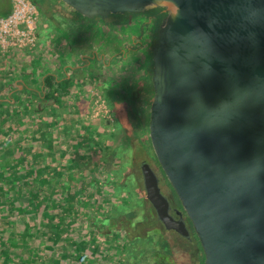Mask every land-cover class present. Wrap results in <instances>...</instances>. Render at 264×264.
<instances>
[{"label":"water","instance_id":"95a60500","mask_svg":"<svg viewBox=\"0 0 264 264\" xmlns=\"http://www.w3.org/2000/svg\"><path fill=\"white\" fill-rule=\"evenodd\" d=\"M81 16L162 8L151 46L148 136L203 253V264H264V0H60ZM146 200L169 213L148 161Z\"/></svg>","mask_w":264,"mask_h":264},{"label":"rangeland","instance_id":"374dc122","mask_svg":"<svg viewBox=\"0 0 264 264\" xmlns=\"http://www.w3.org/2000/svg\"><path fill=\"white\" fill-rule=\"evenodd\" d=\"M33 1L40 13V17L42 18L41 21H49V8L44 3V0ZM9 4L8 0H0V11ZM61 4L69 8L66 4L62 2ZM52 18L54 20H52L53 22L50 24V31L56 35L64 34L63 36L64 38L66 37V44L72 50L73 55H71L72 57L69 60V69L65 72L59 69L61 75H58L55 70L52 71V69L49 68V61L46 59L45 49L46 44H49L51 40L45 35L43 29L39 27L37 29L38 38H36L35 44L38 53L32 66L35 71L39 70L45 72L40 74L39 79H35L36 72H34V75L33 73L29 74V78L27 79L30 80V82L27 85L29 88L35 90V92L28 90L27 94L22 95L19 100L20 110L14 114H8L5 116L4 120L0 119V139L7 143L11 142L9 146L7 143H5V145L16 152H20L24 160L36 157V163L44 164L45 172L51 170L49 168L50 163L58 164L63 162V155H65V160L69 165L70 182H75L79 180L82 175H89L90 172H93V178L97 181L96 184H99L100 181L104 182L102 178L109 175L116 183H127L130 189L128 192L132 193L133 187L137 186V184L134 183L135 180L132 179V176L130 177L131 179L129 178V175L134 174L136 181L141 180L142 182L139 167L140 161L148 160V162L156 166L158 165L154 158L151 145L148 142L149 136L146 132L148 127L146 128L145 125H143V131L140 127L141 118L138 112L139 106L136 102H133V100H129L130 98H128V95H124V91L128 90V86L124 84L127 79H124L123 83H118V81L115 80L113 72L108 71V76H106L100 68L96 67V65L101 66L104 64V59H102L101 61H96L95 65L94 59L92 58V53L96 51L95 49L97 46L82 50L85 52L82 53V55L91 52L88 54V57L92 60H89L88 57H81V48L85 47L81 43V40L72 36L70 32V29L73 30V28H76L72 23L73 20H76L74 17H72L71 20L64 18L62 20L61 17L54 14ZM60 20L63 21V25H69V32L66 31V29L62 30L63 25L59 26V24H57ZM103 20L104 19L97 22H102ZM133 20H135V18ZM94 24L97 23L90 22L86 27L90 30ZM125 26L127 29H130L129 24H125L124 27ZM134 26L137 27L139 32L141 29L139 22L134 24ZM124 29L125 28H123V30ZM88 31L86 32L87 34ZM87 36L88 35H86V37ZM96 52L99 51L97 50ZM142 58L145 57L143 56ZM129 59L131 58L129 57L128 60ZM128 66L133 67V72H135L140 65L136 62L134 65L130 63ZM62 69L64 70L63 66ZM1 70L0 68V76L2 75ZM95 71L97 73H95ZM121 71L123 72V68ZM48 74L56 76L58 80L64 78V76H66V78L68 77L69 90L73 95L71 96L69 93L70 97L69 101L65 103L66 105L63 104L61 107L58 105L54 106L52 105L53 103H51L44 108L45 113L38 114L35 113V105L38 106L42 104V106H44L46 102H41L40 100H42V98L38 101L37 99L39 98L36 96V92L42 86V79ZM98 75L107 78L100 83L97 81ZM137 89L141 90L140 86H138ZM6 96L8 97L9 93ZM142 96H144L142 92L140 94L134 93L133 95L134 100H138V98ZM28 98L32 99L35 105L28 104ZM111 103H114L113 108L115 110L111 109ZM128 107L130 108L128 109ZM126 109L129 115L126 113ZM146 109L147 106L145 105V112L141 111L145 113V115L147 112ZM58 111L59 114L57 116L56 112ZM116 113L120 114L121 122H119ZM39 118H41L42 121H38ZM143 120H145V118ZM15 128H20L19 137L14 135L13 129ZM4 131L10 132L9 135L5 134ZM30 139L31 142L33 139H36V142L28 143ZM26 143L27 145H25ZM48 145L52 146L49 152L47 149ZM61 153L62 155H60ZM2 157L3 156L0 155V162L2 161ZM105 163L108 164V168L105 167ZM118 169L120 170L118 171ZM107 186L108 184L101 188L102 191H98L99 194L103 193L99 195V197L106 194L105 192H110L109 189H103L107 188ZM140 189L143 193H140L141 195H137V197L135 194L133 197L135 198L136 204L140 201L144 202V213H141L139 209L135 212L137 207L133 208L135 218H132V222H136V224L132 228L129 227V229L126 227V229L129 230V235L125 237L123 230L111 228L110 223L98 225L99 228L97 232L90 233L85 240V248L87 247L88 249V246L92 248L98 245L102 253L95 252L91 254L87 251L85 254L88 258H83V262H80L78 261V257H80L79 251L75 252L77 250H73L71 246H69V255H71L73 250V254L69 259V264H119V262L123 260H129L128 263L131 264H139L138 261L140 260L142 264H152L151 261H148L150 260L149 257L143 259L142 256H138L137 247H139V243L128 244L127 248L125 247L126 240L134 241L141 239L146 243V240L158 239L152 231L154 227H158L159 225L156 223L155 216L151 211L150 203L145 198L144 190L142 188ZM123 195L124 194H119L116 196L115 194L113 196L114 198L110 201H117V203L120 204V199ZM137 199H140V201ZM73 202L74 201H72V203ZM103 202L104 201L98 202V206L88 205V211L85 213V216L89 212H91L93 216H100V218L101 215L104 216L106 214L107 216L106 212L108 211L101 209V206H104L107 201ZM110 206L112 210L117 208L116 205ZM150 214L153 217H151ZM118 218L120 217H117V219ZM86 230L88 229L84 227L81 229V232H85ZM76 238L77 237H73L77 242ZM73 239L69 240V245L74 241ZM35 243L37 244L38 241L36 240ZM182 245L183 241H179L177 244L173 245V249H176V264H195L192 259V253L187 254V250L182 251ZM106 251H109V253L107 254ZM91 252H93V250ZM39 256H42V254H39Z\"/></svg>","mask_w":264,"mask_h":264},{"label":"trees","instance_id":"16d2710c","mask_svg":"<svg viewBox=\"0 0 264 264\" xmlns=\"http://www.w3.org/2000/svg\"><path fill=\"white\" fill-rule=\"evenodd\" d=\"M73 12L80 15L75 11ZM149 12L154 22L152 25L153 30L149 31L147 37L149 41L148 49L143 45V50L141 49L140 55L135 61L140 66L128 76L126 81L128 90L124 91V95H128L129 100H133L139 106L138 112L141 118L140 127L142 131L144 130L143 125L146 128L148 127L149 105L153 94L150 78L152 62L149 45L155 40L158 25L164 15L160 13V8ZM111 17L115 18L114 15ZM98 19L102 20L100 17ZM115 19H119L123 23H129L132 20L131 17L121 16ZM106 20L108 18L103 21ZM136 50L139 51L140 48ZM143 56L145 58H142ZM138 86H140L141 90L137 89ZM28 90L35 92L27 84H24L22 90L15 93V98L13 96L6 98L2 95V87H0V119L4 120L8 114L11 115L20 110V96L27 94ZM69 91L68 77L64 76V78L58 80L56 76L48 74L42 79V86L36 92V96L39 99L42 98L40 101L46 102L44 106L42 104L35 105V102L29 98L27 102L30 105H35V113L42 114L45 113L44 108L51 103L54 106L62 107L69 100ZM140 91L144 96L134 100V93L140 94ZM114 103H111L112 110H115L113 108ZM145 105L147 106L146 115L142 113L143 111L145 112ZM126 113L128 114L127 109ZM117 118L121 122L120 114H117ZM144 118L145 120H143ZM38 121H42L41 118ZM13 130L14 135L19 137L20 128ZM146 132L148 133V128ZM9 133L5 132L7 135ZM35 142L36 139H33L32 142L30 139L28 143ZM148 142L150 143L149 138ZM5 143L7 142L0 139V155L3 156L0 162V264H69V259L74 249L77 250L75 252L79 251L80 253L78 261L83 262V258H88L85 254L87 251L91 254L95 252L102 253L98 245L92 248L88 246V249L87 247L85 248V240L90 233L97 232L98 225L110 223L111 228L123 230L126 237L129 235V227L132 228L136 224V222H132V218H135L133 208L137 207L135 212L139 209L141 213H144V202L137 199L140 202L136 204L133 197L135 194L137 197V195L143 193L140 189H143L142 182L141 180L136 181L134 174L129 175V178L132 176V179L135 180L134 183L137 184V186L133 187L132 193L136 192L134 194L128 192L130 189L127 183H116L109 175L102 178L104 182L100 181L99 184H96L97 181L93 178V172H90L89 175H82L79 180L73 181V183L69 181L71 176H69V165L65 160V155H63V162L58 164L50 163L49 168L51 170L45 172L44 164L36 163V157L24 160L20 152H16L10 147L9 149ZM10 143H7L8 146ZM47 149L49 152L52 146L48 145ZM105 167L108 168L107 163H105ZM107 184V188L103 189H109L110 192H105L106 194L99 197L103 193L99 194L98 191H102L101 188ZM118 193L124 194L120 199V204L117 201H110L115 194L118 196ZM72 201L74 202L72 203ZM102 201H107L104 206H101L102 210L108 211L106 212L107 216L106 214L104 216L101 215L100 218V216H93L91 212L85 216L88 211V205L98 206V202ZM110 205H116L117 208L112 210ZM117 217L122 218L117 219ZM151 217L153 216L151 215ZM84 227L88 230L81 232ZM152 233L158 236L154 231ZM73 237H77V242ZM70 239L74 241L69 245ZM36 240L38 241L37 244L35 243ZM161 242L163 243L162 245ZM125 243L126 248L128 244L139 243V247H137L138 256H142L143 259L149 257L150 260L148 261H151L152 264H176L170 253L164 255V252L162 254L158 252L159 247L164 246L163 240H146V243L141 239L126 240ZM69 246L73 249L71 255H69ZM92 250L93 252H91ZM109 251H106V253L108 254ZM39 254H42V256H39ZM167 261L169 263H166ZM128 262L129 260H123L119 264H131ZM138 262L142 264L141 260ZM201 264H203V256Z\"/></svg>","mask_w":264,"mask_h":264},{"label":"crops","instance_id":"0c3cea01","mask_svg":"<svg viewBox=\"0 0 264 264\" xmlns=\"http://www.w3.org/2000/svg\"><path fill=\"white\" fill-rule=\"evenodd\" d=\"M8 1L10 3V0ZM31 1L34 3L33 0ZM44 3L49 8V21H41L42 18L40 17V13L36 7L38 15L35 33L36 38H38L37 29L40 27L43 29L45 35L51 40L49 44H46L45 55L47 61H49V68H51L52 71L55 70L58 75H61L59 69L62 70V72L67 71V69H69V60L72 57L71 55H73L71 48H69V46L66 44V37L64 38V34L56 35L50 31V24L53 22L52 20H54L52 17L54 14H56L61 17L62 20L63 18L71 20L72 17L76 19L72 21L73 25H75L74 27L76 28H73V30L70 29V32L72 33V36L81 40V43L85 47L81 48L80 55L82 58L88 57V54L91 53L89 52L82 55V53H85L82 50L97 46L95 50H98L99 52L94 51L92 53V58L94 59L95 65L96 61H101L102 59H104V64L101 66L96 65V67L100 68V70L103 71L106 76H108V71L113 72L115 80H117L118 83H123L124 79L128 80V76L134 71L133 67H129L128 65H130V63L133 65V63L136 61V58L139 56L138 54H140L138 50H136L138 41L142 40L139 37L141 30L138 32L137 27L134 26V24L137 22H132L131 20L129 23H123L121 20L114 18L108 19V22H97L99 19L86 21L82 17L76 16L74 12H70L69 8L63 6L60 0H44ZM10 9L11 4L2 8L0 11V17L8 14ZM62 20L57 23L59 26L64 24ZM90 22H96L97 24L92 25V29L89 30L86 26ZM125 24H129L130 29H127L126 26L124 27ZM62 28V30L66 29V31L69 32L68 24L63 25ZM123 28L125 29L123 30ZM87 31L88 34L86 33ZM86 35L88 36L86 37ZM36 47L37 46L35 45L33 48L12 50L5 55L0 54V68L2 69V75L0 76V87H2V95H4L6 98H10L11 96L15 98V93L21 91L23 85L30 82V80L27 79L29 78V74L33 73L34 75V72H36L35 79H39L40 74L45 72H41L39 70L35 71L32 66L38 53ZM129 57L131 59L128 60ZM88 59L92 60L89 57ZM62 66L64 70L62 69ZM122 68L123 72L121 71ZM95 73L97 72L95 71ZM98 78L97 81L102 83L107 77L98 75ZM8 93L9 96L7 97L6 94ZM69 93L71 96L73 95L71 94V91ZM20 97H22V95ZM37 100L39 101L40 99ZM58 114L59 111L56 112L57 116Z\"/></svg>","mask_w":264,"mask_h":264},{"label":"flooded vegetation","instance_id":"af4514ba","mask_svg":"<svg viewBox=\"0 0 264 264\" xmlns=\"http://www.w3.org/2000/svg\"><path fill=\"white\" fill-rule=\"evenodd\" d=\"M157 9V8H155ZM154 9L148 10L146 12L143 13H123V14H110L108 15V17H106V19H113L111 16L114 15L115 18H118L119 16L121 17H131L132 22H140L139 24L141 25V34H139L140 39L138 41V48H140V50L138 51L140 53L143 45L148 49V33L149 31L153 30L152 25L154 22V19L151 18V14L149 11H152ZM69 11L73 13V10L69 8ZM160 13L165 15V12L163 11L162 8H160ZM75 14V13H74ZM76 16H80L75 14ZM139 15V16H138ZM163 15V16H164ZM81 17V16H80ZM146 17V18H145ZM114 18V19H115ZM135 18V20H133ZM142 18V19H141ZM85 19V18H83ZM96 20L98 19V17L95 18ZM93 18V20H95ZM141 19V20H140ZM162 19V18H161ZM86 21H92L89 19H85ZM119 20V19H117ZM157 34V33H156ZM136 38V37H135ZM156 40V38H155ZM155 40L153 42H151V44L149 45L150 49L152 44L155 42ZM147 44V45H146ZM144 47V48H145ZM143 50V49H142ZM142 161V160H141ZM140 161V163H141ZM148 161V160H147ZM150 163V162H149ZM152 168L155 170V172L157 173L158 177H159V187L161 190V193L167 197L168 201H169V213L173 216L174 219H179L182 218L185 221V225L189 231V236H182L179 233H177L174 230H167L164 228L163 224L157 219L156 213L154 208L151 206V211L153 212L154 216H155V220L156 223L159 225L158 227H154L153 231L155 232V234L157 233V240H163L164 241V246L163 247H159L158 252H164V255L166 254H171L173 256V259L176 261V249H173V245L177 244L179 241H183V250H187L188 253L190 254L192 253V259L193 262H195V264H201V259L203 256L202 250L199 246L198 240L194 234L193 228L189 222V220L187 219L185 213L183 212L181 205L175 195V193L173 192V190L170 188L168 182L166 181V179L164 178L163 174L160 172L159 167H157L155 164L150 163ZM140 165V164H139ZM143 187V185H142ZM163 243L161 242V245ZM166 263H169L168 261ZM177 263V262H176ZM161 264V263H159Z\"/></svg>","mask_w":264,"mask_h":264},{"label":"built area","instance_id":"2783aa9c","mask_svg":"<svg viewBox=\"0 0 264 264\" xmlns=\"http://www.w3.org/2000/svg\"><path fill=\"white\" fill-rule=\"evenodd\" d=\"M11 9L0 17V54L33 48L36 44L37 9L31 0H10Z\"/></svg>","mask_w":264,"mask_h":264}]
</instances>
